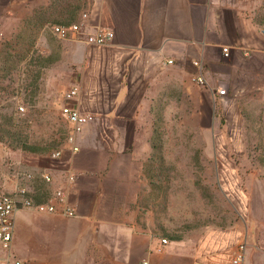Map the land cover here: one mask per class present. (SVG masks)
Returning a JSON list of instances; mask_svg holds the SVG:
<instances>
[{
  "label": "crops",
  "instance_id": "obj_1",
  "mask_svg": "<svg viewBox=\"0 0 264 264\" xmlns=\"http://www.w3.org/2000/svg\"><path fill=\"white\" fill-rule=\"evenodd\" d=\"M77 1L78 18H89L80 35L62 42L63 53L72 71L69 91L78 89L72 103L95 120L77 135V154L64 146L75 182L67 181V168L41 156L30 163L35 173L53 174L51 184L37 181L43 194L64 188L77 215L19 210L12 252L32 264H233L237 247L245 244L241 227L212 226L169 239L138 219L135 186L151 157L153 110L166 84L205 97L213 92L225 102L228 96H219L216 84L248 74L258 58L264 61V0ZM100 30L113 32L108 46L87 42ZM196 61L205 86L193 83L201 73ZM239 197L247 207L246 193ZM0 264H6L3 253Z\"/></svg>",
  "mask_w": 264,
  "mask_h": 264
},
{
  "label": "rangeland",
  "instance_id": "obj_2",
  "mask_svg": "<svg viewBox=\"0 0 264 264\" xmlns=\"http://www.w3.org/2000/svg\"><path fill=\"white\" fill-rule=\"evenodd\" d=\"M62 7L81 11L77 0L20 6L0 0V192L26 184L33 158L68 138L70 125L61 112L72 71L63 53L65 39L52 29L63 26L52 20L69 17ZM33 11L38 18L28 29ZM44 18L53 25H41ZM263 62L258 58L248 74L216 84L215 90H227L225 102L213 92L205 97L186 92L182 84H166L153 110L157 148L135 181L139 220L147 219L169 239L212 226H239L246 246L243 264H264ZM25 140L35 152L20 148Z\"/></svg>",
  "mask_w": 264,
  "mask_h": 264
},
{
  "label": "built area",
  "instance_id": "obj_3",
  "mask_svg": "<svg viewBox=\"0 0 264 264\" xmlns=\"http://www.w3.org/2000/svg\"><path fill=\"white\" fill-rule=\"evenodd\" d=\"M89 18L87 13L82 14L78 21L63 26H54V33L60 38L66 39L71 35H80L83 31L85 21ZM114 37L113 32L108 30H100L95 34L87 36V42L97 47L108 46ZM225 57L229 56V49L223 48ZM169 64L173 61H169ZM201 73L196 77V82L200 86L206 85V80L203 75V67L199 61L194 62ZM219 96H227L226 89H216ZM78 96V89L74 88L65 95V103L62 106V117L70 125V132L64 145L60 148L41 156L43 159L52 161L55 166L64 169L68 167L64 160L65 145L71 147V152L77 154L79 147L76 145L77 135L80 134L84 127L93 122L95 117L92 114L83 113L78 107L73 105V101ZM24 111V107H20ZM67 181L75 182L76 175L70 169H66ZM40 180L45 184L53 182V174L50 171H40L39 173L30 172L25 174L24 181L26 184L17 185L12 192H0V253H3V258L6 264H32L29 261L21 260L12 252V242L15 233V215L19 210L25 209L31 212L48 215H58L65 217H75L77 215L75 209L69 202L68 194L64 188L57 189L47 195L39 194L36 189L35 182ZM167 240L163 239V243L167 244ZM246 255L245 244H240L234 255L233 264H243Z\"/></svg>",
  "mask_w": 264,
  "mask_h": 264
},
{
  "label": "trees",
  "instance_id": "obj_4",
  "mask_svg": "<svg viewBox=\"0 0 264 264\" xmlns=\"http://www.w3.org/2000/svg\"><path fill=\"white\" fill-rule=\"evenodd\" d=\"M62 10L61 11H65V12H67V14L69 15V17L67 18V19H65V20H52V21H54V24L55 25H70V24H72V23H74V22H76L77 21V19H78V17H79V10H80V8L79 7H76L74 10H73V12H70L69 10H66V9H63V7L61 8ZM36 11H34V13H33V16L32 17H30V18H28V20H27V26H28V24H31V26H28L27 28L28 29H32L33 28V26L34 25H36L35 24V20L38 18L37 17V15H36ZM45 20V23H41V25H43L44 27L46 26V25H53V23H50V20L49 19H46V18H44ZM47 21V22H46ZM65 21V22H64ZM156 120H155V118H154V122H155ZM156 134V122H155V127H154V130H153V136ZM153 136H152V138H151V149L152 150H156V148H157V145L154 143V140H153ZM20 148L21 149H23V150H25V151H29V152H35L36 151V149L35 148H33L32 146H30L28 143H27V141L25 140V141H22V142H20ZM60 148V147H59ZM152 152V151H151ZM151 158H152V156L150 157V159H149V161L147 162V164L149 163V162H151ZM147 164L145 165V171L144 172H146V168H147ZM42 187H40L39 189H41ZM36 189L37 190H39L37 187H36ZM40 191V190H39ZM41 191H42V189H41ZM174 239V238H173Z\"/></svg>",
  "mask_w": 264,
  "mask_h": 264
}]
</instances>
